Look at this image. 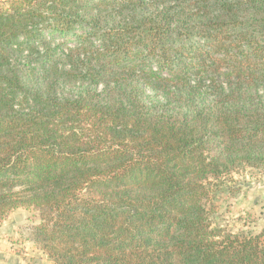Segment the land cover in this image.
Masks as SVG:
<instances>
[{"label":"trees","instance_id":"obj_1","mask_svg":"<svg viewBox=\"0 0 264 264\" xmlns=\"http://www.w3.org/2000/svg\"><path fill=\"white\" fill-rule=\"evenodd\" d=\"M245 168L264 169V0H0V223L35 212L48 260L264 264V226L212 217Z\"/></svg>","mask_w":264,"mask_h":264},{"label":"rangeland","instance_id":"obj_2","mask_svg":"<svg viewBox=\"0 0 264 264\" xmlns=\"http://www.w3.org/2000/svg\"><path fill=\"white\" fill-rule=\"evenodd\" d=\"M196 8L194 6L191 13ZM141 15L137 9L126 10L121 15L123 20H119L130 24L138 22ZM232 177L233 182L225 183L223 191L213 199V220L234 233H257L264 226V169L245 168ZM34 213L29 209L18 208L0 223V264H7L2 261V256L15 258L17 264H54L31 241L30 229ZM6 226L8 228L5 231Z\"/></svg>","mask_w":264,"mask_h":264},{"label":"crops","instance_id":"obj_3","mask_svg":"<svg viewBox=\"0 0 264 264\" xmlns=\"http://www.w3.org/2000/svg\"><path fill=\"white\" fill-rule=\"evenodd\" d=\"M4 228H6V229H4ZM4 228H1V229H4L6 231L8 227L6 226ZM5 231L2 233L4 234ZM1 258H2V261H4L7 264H17V260L15 258L10 259V258H6L4 256H2Z\"/></svg>","mask_w":264,"mask_h":264},{"label":"water","instance_id":"obj_4","mask_svg":"<svg viewBox=\"0 0 264 264\" xmlns=\"http://www.w3.org/2000/svg\"><path fill=\"white\" fill-rule=\"evenodd\" d=\"M18 219V217H16V220Z\"/></svg>","mask_w":264,"mask_h":264}]
</instances>
